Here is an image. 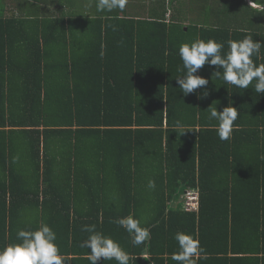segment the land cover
I'll return each mask as SVG.
<instances>
[{"label":"trees","instance_id":"trees-1","mask_svg":"<svg viewBox=\"0 0 264 264\" xmlns=\"http://www.w3.org/2000/svg\"><path fill=\"white\" fill-rule=\"evenodd\" d=\"M86 1L0 0V247L46 222L67 264H90L80 244L94 224L129 264H176L178 231L199 238L197 264H264V94L213 80L208 64L197 73L207 86L185 96L177 83L182 43H264V0H143L113 13ZM229 102L239 116L222 141L206 110ZM190 189L198 214L184 211ZM129 214L150 232L139 246L113 222Z\"/></svg>","mask_w":264,"mask_h":264},{"label":"clouds","instance_id":"clouds-1","mask_svg":"<svg viewBox=\"0 0 264 264\" xmlns=\"http://www.w3.org/2000/svg\"><path fill=\"white\" fill-rule=\"evenodd\" d=\"M246 1L256 6L251 0ZM127 3L128 0H95V7L98 13H113L117 9L123 12ZM227 45L228 51L222 52L224 44L214 38H196L180 44L179 55L183 62L184 74L177 77V83L185 96L208 85L209 80L197 74L205 64L215 66L213 80L222 79L225 84L241 89H248L255 81V92L264 94V63L257 64L253 59L261 58L264 43L247 35L242 40H228ZM204 95L208 93L205 92ZM213 104L206 110L209 113L208 119L218 122V137L222 141L229 140L239 111L231 102L222 111H218ZM174 127L185 128L179 121ZM18 159L19 157H14V162ZM148 187L154 189L155 181L149 180ZM113 222L127 231L134 246L143 244L150 236L149 230L132 214ZM82 230L89 233L80 247L89 250L87 258L90 264H99L102 259H114L117 264H129L131 254L111 236L98 231L96 225H85ZM174 239L178 244V251L172 254L171 259L176 264H197L198 258L206 254L199 238L191 233L178 231L174 234ZM56 241V232L46 222L39 223L34 230H18L17 242L0 247V264H67V257L60 252Z\"/></svg>","mask_w":264,"mask_h":264},{"label":"built area","instance_id":"built-area-1","mask_svg":"<svg viewBox=\"0 0 264 264\" xmlns=\"http://www.w3.org/2000/svg\"><path fill=\"white\" fill-rule=\"evenodd\" d=\"M185 210L196 212L199 210V194L197 191L189 190L185 193Z\"/></svg>","mask_w":264,"mask_h":264},{"label":"rangeland","instance_id":"rangeland-1","mask_svg":"<svg viewBox=\"0 0 264 264\" xmlns=\"http://www.w3.org/2000/svg\"><path fill=\"white\" fill-rule=\"evenodd\" d=\"M89 2H91L92 0H88ZM129 2V5H132V4H135L134 6L138 8V5L139 3H142V4H147L148 5V2H145L143 0H128ZM191 4H189L190 6ZM17 6L16 3H8V6H7V10H12L14 12V9L12 7H15ZM141 6V11H143L144 9H147L144 5H139ZM213 21V20H212Z\"/></svg>","mask_w":264,"mask_h":264},{"label":"crops","instance_id":"crops-1","mask_svg":"<svg viewBox=\"0 0 264 264\" xmlns=\"http://www.w3.org/2000/svg\"><path fill=\"white\" fill-rule=\"evenodd\" d=\"M17 3H18V0H15ZM26 1H28V0H22V3L23 4H26ZM86 2H88V1H86ZM29 5H30V3H29ZM14 10L16 9L17 10V8H18V4H17V6H15V7H12ZM91 8V7H90ZM90 11V10H89ZM89 11H87V12H89ZM90 13V12H89ZM94 12L92 11V14H93ZM190 190H193V189H190ZM187 191H189V190H187ZM194 191H197L198 192V194H199V191L198 190H196V189H194ZM185 199H186V197H185V193H184V197H182V203H183V207H184V211H186L185 210ZM199 200H200V196H199ZM199 208H200V201H199ZM186 212H188V211H186ZM188 213H191V212H188ZM196 213L198 214L199 213V210L198 211H196Z\"/></svg>","mask_w":264,"mask_h":264}]
</instances>
